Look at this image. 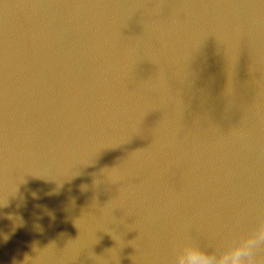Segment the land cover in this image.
<instances>
[{
  "label": "water",
  "instance_id": "obj_1",
  "mask_svg": "<svg viewBox=\"0 0 264 264\" xmlns=\"http://www.w3.org/2000/svg\"><path fill=\"white\" fill-rule=\"evenodd\" d=\"M260 218L264 0H0V264H171Z\"/></svg>",
  "mask_w": 264,
  "mask_h": 264
},
{
  "label": "clouds",
  "instance_id": "obj_2",
  "mask_svg": "<svg viewBox=\"0 0 264 264\" xmlns=\"http://www.w3.org/2000/svg\"><path fill=\"white\" fill-rule=\"evenodd\" d=\"M261 251H264V218L223 247H203L188 240L176 249L171 264H264Z\"/></svg>",
  "mask_w": 264,
  "mask_h": 264
}]
</instances>
